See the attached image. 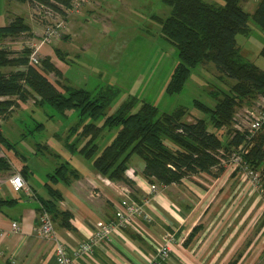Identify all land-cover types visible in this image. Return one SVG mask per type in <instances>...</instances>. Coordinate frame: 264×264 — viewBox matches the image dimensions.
I'll return each instance as SVG.
<instances>
[{
    "label": "trees",
    "instance_id": "1",
    "mask_svg": "<svg viewBox=\"0 0 264 264\" xmlns=\"http://www.w3.org/2000/svg\"><path fill=\"white\" fill-rule=\"evenodd\" d=\"M33 9L47 15L51 11L67 16V8L74 0H24ZM171 7L165 18L156 15L162 24L163 36L178 49L179 61L167 85L170 94L183 90L192 69L212 62L221 79H232L227 89L211 90L216 104L210 106L198 99L195 107L204 116H195L192 121L185 119L188 110L184 106L172 112H160L149 101L132 97L124 101L112 114L105 109L118 93L113 87L102 88L94 93L82 87L65 83L63 70L52 56L44 55L40 64L29 63L30 49L21 51L0 48V66H14L15 70L0 72V115L6 118L10 111L30 96L36 97L34 103H48L58 111L78 108L80 122L70 131L80 132L85 143L73 148L85 157L92 159V166L99 173L111 179L132 185L126 172L132 155L138 154L145 162L142 175L151 183L162 185L181 182L200 172L214 176L225 169L232 152L243 148V162L252 172H259L264 186V126L249 136L246 130L235 125L239 108L251 104L257 98L264 99V68L244 58L238 45L237 35L251 31L250 19L264 29V0H259L253 13L245 10L243 0H224L217 5L206 0H164ZM32 35L30 26L23 16H17L6 25H0V37ZM57 56L67 62L64 52L55 48ZM264 56V46L261 49ZM57 76L56 81L49 73ZM64 79V81H63ZM63 81V82H61ZM61 88H60V87ZM12 112V111H11ZM103 116V124L96 120ZM89 117L93 121L85 123L79 131L78 125ZM228 128L226 137L222 128ZM117 128L114 138L99 152L98 138L103 131ZM0 144L7 149L14 148L3 134L0 125ZM23 157V156H22ZM10 158L0 155V172L12 169ZM27 165L21 168L24 177ZM65 182L77 175L69 162H64L48 173L49 177ZM49 199L42 200V209L52 215H62L63 225L73 228L72 214L67 210L58 211L56 206L62 197L61 192L50 181L46 183ZM54 213V214H53Z\"/></svg>",
    "mask_w": 264,
    "mask_h": 264
},
{
    "label": "crops",
    "instance_id": "2",
    "mask_svg": "<svg viewBox=\"0 0 264 264\" xmlns=\"http://www.w3.org/2000/svg\"><path fill=\"white\" fill-rule=\"evenodd\" d=\"M13 19L10 15L8 22ZM24 19L32 37L43 32L45 26L31 14ZM68 28L67 34L72 33ZM0 38V44L7 42V36ZM49 45L42 48L43 56L52 54ZM62 45L55 40L53 47L61 49ZM15 69L0 66V72ZM8 157L15 170L27 165L24 157ZM144 165L138 166L131 156L128 169L136 168L137 175L129 185L130 198L139 202L150 198L151 182L142 175ZM72 169L77 175L56 186L62 197L55 208L71 212L73 228L63 225L62 215H53L59 239L69 251L89 238L98 221L111 220L120 199L127 198L124 181L111 179L90 165L83 171ZM10 173L0 172V264H57L53 243L36 231L42 200L49 199L47 181L48 192L37 190L33 172L27 170L25 178L32 195L14 190L8 180ZM155 184L159 192L144 206L152 220L138 218L115 231L108 243L76 264H148L167 230L174 231L177 240L163 264H264V187L255 186L246 172L225 164L216 176L200 172L178 183ZM13 221L19 222L20 230L12 229Z\"/></svg>",
    "mask_w": 264,
    "mask_h": 264
},
{
    "label": "rangeland",
    "instance_id": "3",
    "mask_svg": "<svg viewBox=\"0 0 264 264\" xmlns=\"http://www.w3.org/2000/svg\"><path fill=\"white\" fill-rule=\"evenodd\" d=\"M206 1L224 4V0ZM258 1L243 0L242 6L253 13ZM37 11V8L33 9L24 0H0V25L9 23L10 15L12 18L17 17L16 12L23 17L31 14L44 26L57 19L56 15L40 14ZM170 11L171 7L164 0H84L77 11L66 17L65 32L47 48H52L53 55L50 56L55 57L63 70L66 84L94 93L107 87L119 90L105 109L106 114L114 113L124 101L136 97V109L143 100L156 105L160 112H172L177 107L184 106L188 110L185 119L192 121L195 116H204L195 107V100L214 106L216 99L210 91L227 89L233 80L221 79L214 64L210 62L192 69L181 92H167L172 72L179 61L178 49L163 36L162 24L156 15L165 18ZM250 24L249 33L237 35L238 45L245 59L264 68V56L261 54L264 29L252 19ZM68 27L72 28V33L67 34ZM34 35L33 37L38 38L40 34ZM7 37V42L0 46L21 51L26 43L19 41L32 36L20 34ZM55 40L63 44L61 50L67 62L55 53ZM5 67L14 68L9 65ZM49 78L52 81L58 79L52 72L49 73ZM35 99L36 97L30 96L26 101L21 100L6 118H0L4 135L14 145V148L5 147L3 150L7 156H17L20 159L23 156L28 170L33 172L32 183L37 190L48 192L46 181L60 187L66 184L60 175L58 179H54L48 173H54L58 166L67 161L71 168L83 171L88 165L92 166V159L72 146L75 143L80 147L85 143V137L80 138V132L70 131L72 126L80 122L79 109L72 108L62 113L48 103L35 104ZM261 101L259 97L237 110L235 117L240 126H247V108L258 107ZM91 121L93 120L87 117L78 125L79 131L85 123ZM96 123L102 125L103 116ZM117 130L106 128L103 131L97 140L99 152L114 138ZM227 130L226 127L222 128L224 137ZM133 158L138 166L144 162L138 154H134ZM238 168L245 172L240 166ZM10 170V174L15 171L14 168ZM248 176L251 178L249 174Z\"/></svg>",
    "mask_w": 264,
    "mask_h": 264
},
{
    "label": "built area",
    "instance_id": "4",
    "mask_svg": "<svg viewBox=\"0 0 264 264\" xmlns=\"http://www.w3.org/2000/svg\"><path fill=\"white\" fill-rule=\"evenodd\" d=\"M82 1L84 0H74L67 8V16H69V14L72 12L77 11ZM47 14L50 16L56 15V21L54 23L47 24L38 38L30 37L25 42V47H28L31 50L29 53V63L32 65L40 64L41 58L43 56L41 54L42 48L51 44L54 39L60 37L65 32V19L67 16H61L51 11L47 12ZM5 98L6 97L0 96V100ZM258 105V107L247 108L246 117L249 119H247V126H240L238 123L235 125L241 130H246L247 135L249 136L255 134L264 126V99H262ZM0 118L3 117L0 115ZM4 148L5 147L0 144V155H5L3 150ZM242 151L243 148L241 146L238 150L232 152L229 156L227 164L232 165L234 168L240 166L251 176L254 185L260 186L261 178L259 174L250 171L244 164ZM126 174L130 179H133L137 175V170L136 168L127 169ZM8 180L14 190H25L29 194H34L26 178L19 169L10 174ZM123 191L127 195V198L120 199L116 207L114 217L109 221H98L89 238L81 241L71 251H69L66 245L59 239L53 217L50 212L44 208L42 209V213L39 216V224L36 226V231L41 238L53 243L57 264H76L79 258L91 254L98 246L108 243L115 231L128 227L138 218H145L147 221L152 220L151 215L145 211L144 206L150 202L151 197L159 192V186L155 183H151L149 186L150 198L145 199L143 202H139L130 198L131 190L128 184L123 186ZM12 229L14 231L20 230L18 221L12 222ZM176 240L177 238L174 231H165L157 253L151 257L148 264H163L170 257Z\"/></svg>",
    "mask_w": 264,
    "mask_h": 264
}]
</instances>
